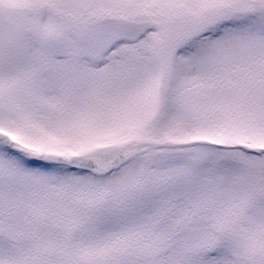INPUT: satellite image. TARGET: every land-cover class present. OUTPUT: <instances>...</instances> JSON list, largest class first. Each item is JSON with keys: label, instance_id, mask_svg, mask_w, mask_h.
Instances as JSON below:
<instances>
[{"label": "snow or ice", "instance_id": "6c2138e0", "mask_svg": "<svg viewBox=\"0 0 264 264\" xmlns=\"http://www.w3.org/2000/svg\"><path fill=\"white\" fill-rule=\"evenodd\" d=\"M0 264H264V0H0Z\"/></svg>", "mask_w": 264, "mask_h": 264}]
</instances>
